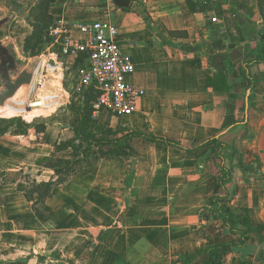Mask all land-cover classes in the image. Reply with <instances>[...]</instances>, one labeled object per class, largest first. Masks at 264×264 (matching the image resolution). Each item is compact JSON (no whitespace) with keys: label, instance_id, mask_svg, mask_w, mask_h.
<instances>
[{"label":"crops","instance_id":"crops-1","mask_svg":"<svg viewBox=\"0 0 264 264\" xmlns=\"http://www.w3.org/2000/svg\"><path fill=\"white\" fill-rule=\"evenodd\" d=\"M53 1L47 13L55 22L102 17L118 27L121 48L135 63L130 81L145 91L130 116H110L126 129L122 135L137 132L194 149L168 148L136 138L128 144L130 156L123 158L96 152L109 147H92V153L53 189L50 198L34 204L27 199L30 187L23 176L54 181L56 163L72 158L71 149L56 150V146L74 138L77 123L67 105L61 116L50 119V125H34V113L25 115L28 124L10 122L0 136L3 233L24 237L21 234L39 231L41 225L47 239L56 227L74 225V217L77 227L63 232H88L92 238L80 242V249L66 261L185 264L207 247L239 244V236H232L223 225L217 204L233 222L252 228L264 225V66L251 52L264 46L260 38L264 0H130L126 10L111 3L107 7L100 0ZM138 9L142 15L135 12ZM71 36L80 37L77 32ZM50 73L45 81L53 92L44 93L48 96L44 104L65 102L59 70L51 68ZM208 80L217 89L208 86ZM78 97L81 106L74 102ZM71 100L83 111L82 96ZM17 106L22 111L25 105ZM218 136L225 145L222 150L203 145ZM216 153L230 174L224 188L219 187L221 161ZM70 201L79 203L75 210L62 208ZM88 201L95 202L89 209ZM261 237L259 243L257 235L251 234L245 247L228 249L221 264H264V229ZM48 259L66 264L59 258ZM207 260L199 255L189 264Z\"/></svg>","mask_w":264,"mask_h":264},{"label":"rangeland","instance_id":"rangeland-1","mask_svg":"<svg viewBox=\"0 0 264 264\" xmlns=\"http://www.w3.org/2000/svg\"><path fill=\"white\" fill-rule=\"evenodd\" d=\"M51 1L53 0H0V47H3L7 54L14 59L13 66L8 72L9 83L13 84L18 78L23 77V74H31L34 66L38 63L36 58L39 55L44 54V56H46L44 65H46V62L49 63V65L44 66V68H41L37 72L35 81H32L29 87L25 85L20 86L18 92H16L11 99L4 100L0 104V130L3 129L6 124H10V122H12L13 125L15 122L17 123V121L18 124L22 122L23 124H28L25 117L33 113L34 119L32 124L38 125L46 123L50 125L52 123L50 119L54 116H61L66 105L68 106L71 102V96L74 97L77 95L73 93L72 95L69 94V92H73L74 85V81L71 79L73 74L69 76V70H67L70 67V63H68L70 61L61 58L55 60L52 57H47L49 51H47V53L44 50L45 47L42 48L39 42V34L45 32L54 23L53 17L47 13L52 3ZM52 5L54 6L53 3ZM88 12L90 14L92 11L89 10ZM135 12L140 15L143 13L139 9ZM1 62L2 60L0 59V94L4 95L8 93V89L3 80ZM51 68L60 70L61 86L67 96V100L62 103H60V101L58 103H53V101L49 100L45 102L46 105L40 106L35 103H44V100L48 98L44 93L53 92V89L45 81L51 74ZM37 80H41L40 86H37ZM74 102L76 105L81 106L79 103L82 102V99L78 97ZM18 103H22L26 107H22L24 109L19 111L17 109ZM33 104L37 107H31ZM56 105H58V107H56ZM4 109H7V111H3ZM84 113L86 114L85 128L92 134L95 140L118 139V136L122 135L123 131L126 130L124 127L121 125L118 126L115 121L111 120L110 116L105 120L104 117L101 116L94 118L90 110V105H87V108L84 109ZM112 122H114L113 126ZM76 144L74 143V146L77 148L76 151L80 153L82 147ZM122 146L125 147L124 144H122ZM96 152L100 154L103 151L99 149ZM108 155H118L127 158L130 156V153L125 147L123 150L116 149L115 151H111ZM23 179L28 184V187H30V191L33 190L36 184L41 183L39 180H32L30 175H24ZM32 199L34 200V202L32 201L34 204L43 203L45 201L40 202L35 196H32ZM87 203V209H89V204L92 206L95 202L88 201ZM78 204V202L70 201L68 205L62 208L75 210ZM11 208L12 211L16 210L15 207ZM38 218L39 220L42 219L41 216H38ZM73 220H75V224L78 223L76 218L73 217L72 222ZM42 221L44 220L42 219ZM74 225L71 224L68 228L56 227L54 235L47 237L48 242L46 239L47 233L42 231L41 225L38 227L39 231L31 233L32 230H30L21 234L24 235V237H19L20 234L17 232H8L5 234L3 233V229L0 228V261L3 263L14 262V264H19V262L31 258L32 260H30L28 264H63L51 262L48 257L59 258L61 262H64L70 258V254L80 249V242H90L92 238L88 232H71L66 234L63 232L65 228H76L77 226ZM35 226L37 227V224ZM86 237L88 238L85 239ZM34 254L41 257H34Z\"/></svg>","mask_w":264,"mask_h":264},{"label":"built area","instance_id":"built-area-1","mask_svg":"<svg viewBox=\"0 0 264 264\" xmlns=\"http://www.w3.org/2000/svg\"><path fill=\"white\" fill-rule=\"evenodd\" d=\"M100 1L110 7V0ZM72 32H77L80 37L73 38ZM47 37L51 39L45 44L44 50L49 51L47 57L73 61L67 69L69 76L73 74L71 93L81 96L92 92L96 95L92 103L93 117L105 113L115 118H126L135 111L145 91L130 81L135 63L131 56L124 54L119 30L114 23L102 17L79 22L58 20L48 30ZM45 58L44 54L36 58L35 73L49 65L48 62L44 65ZM77 60L79 62L75 66ZM40 82L37 80V86L41 85Z\"/></svg>","mask_w":264,"mask_h":264},{"label":"trees","instance_id":"trees-1","mask_svg":"<svg viewBox=\"0 0 264 264\" xmlns=\"http://www.w3.org/2000/svg\"><path fill=\"white\" fill-rule=\"evenodd\" d=\"M52 3H54V1H51ZM52 3L50 4L49 7H51ZM1 27V26H0ZM50 29V28H49ZM47 29L45 32L39 34V42L41 44V47L44 48L46 43H49L51 41L50 38L47 37L48 34V30ZM261 40L264 42V35H261ZM45 49V48H44ZM264 46H261L260 48H256L251 50L252 53H256L258 55V62L263 64L264 66V52H263ZM79 62V60H77L75 62V66L77 65V63ZM247 69V67H246ZM249 78V75H248ZM220 79H223V77H221ZM250 79V86L249 88H252V79ZM208 86L212 87L213 89H217L216 87H214L211 83V81L208 80ZM83 97V102H84V108L83 111L79 110L74 102L71 100V102L69 103V105L67 106L69 110H71L72 112L75 113L76 115V127H74L72 129L73 133H74V138L69 141L66 144H61L59 146H56V150H62V149H71L72 151V158L70 160H60L56 163V165L54 166V168H56V179L54 181H49V182H41L39 184H36L33 188V190H29L27 193V199L28 201H33L32 199V195H36V198L38 201L43 202L44 200L48 199L51 197L52 195V191L55 187L63 184L66 179L68 178V176L70 175V173L72 172V170L74 169V167L80 162L82 161V159L87 158L91 153V149L92 147H109V150L107 152H101L100 154L104 155H108L109 152L111 151H115L117 150H123V148H127L128 152L131 153V149L129 147V143L136 138L139 139H143L146 142L149 143H157L160 145H163L165 147L168 148H181L184 149L186 151H192L194 148H184L181 144L177 143V142H173L171 140H166L163 138H158L155 136H147L144 134H140L137 132H129L123 136H121L118 139H114V140H104V139H100V140H95L94 137L92 136V134L90 132H88V130L85 128L86 125V114L84 113V109L87 108V105H90V110L92 112L93 115V107H92V103L94 102V100L96 99V95L92 92H88L85 93L83 95H81ZM9 127L8 124H6L4 126L3 129L0 130V136H2L7 128ZM43 126L41 128H38V130H42ZM221 136L212 138L211 140H208L207 142H205L203 145L206 144H213L214 146L218 147V150H222L225 145L222 144L219 140H220ZM74 143L79 146L81 145V152L78 153V151H76V146H74ZM122 144L125 145L121 146ZM115 146V150L110 149V147ZM219 153V152H218ZM216 153L215 158L217 159V161H221L220 165H219V170L222 173V177L219 180V187L220 188H224V186L229 183L230 181V174L228 172V170H226L223 166H222V160L219 157V154ZM79 157H82L80 160L78 159ZM30 194V196H29ZM219 200V198H216L213 201V204L217 203ZM217 211L219 216L221 217L222 221H223V225L227 228L228 232L232 235V236H239L240 238V242L239 244H235L233 242L230 243H224V244H218V245H213L210 247H207L203 250H201L200 252H198V254L191 256L189 258H187V261L185 264H189L195 257L199 256V255H205L208 257V260L206 261V264H221V259H222V255L224 253H226V251L230 248H243L247 245L248 240L250 239V235L251 234H256L258 237V242L261 243L262 242V237H261V232L264 229V225L252 228L251 226H249L248 224L241 222V221H236L233 222L231 221V219L229 218V216L225 213L222 212L220 205L217 204ZM238 226L243 227V230H238L236 229ZM66 264H74L71 261H66ZM21 264V263H19Z\"/></svg>","mask_w":264,"mask_h":264},{"label":"water","instance_id":"water-1","mask_svg":"<svg viewBox=\"0 0 264 264\" xmlns=\"http://www.w3.org/2000/svg\"><path fill=\"white\" fill-rule=\"evenodd\" d=\"M110 3L115 8L126 10L129 8L130 0H110ZM0 59L2 60L1 71H2L3 80L5 81L6 88L8 89L7 94H4V95L0 94V104H1L4 100L11 99V97L14 96L16 92H18L20 86L22 85H25L26 87L30 86V84L32 83L31 81L33 79V76L35 75L36 66H34V69L31 71V74L29 75L23 74V77L18 78L12 84V83H9L8 72L13 66L14 59L10 55L7 54V52L4 50L3 47H0Z\"/></svg>","mask_w":264,"mask_h":264},{"label":"bare ground","instance_id":"bare-ground-1","mask_svg":"<svg viewBox=\"0 0 264 264\" xmlns=\"http://www.w3.org/2000/svg\"><path fill=\"white\" fill-rule=\"evenodd\" d=\"M35 104H38V105H40V106L44 105V103L39 104V103H37V102H36ZM35 104L31 105V107H34V106L37 107Z\"/></svg>","mask_w":264,"mask_h":264}]
</instances>
